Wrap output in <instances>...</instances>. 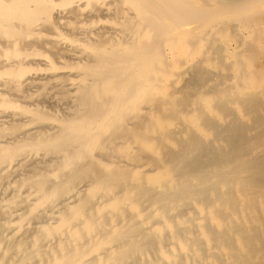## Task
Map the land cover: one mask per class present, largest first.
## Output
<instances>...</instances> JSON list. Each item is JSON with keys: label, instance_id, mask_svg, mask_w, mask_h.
<instances>
[{"label": "bare ground", "instance_id": "1", "mask_svg": "<svg viewBox=\"0 0 264 264\" xmlns=\"http://www.w3.org/2000/svg\"><path fill=\"white\" fill-rule=\"evenodd\" d=\"M0 264H264V0H0Z\"/></svg>", "mask_w": 264, "mask_h": 264}]
</instances>
